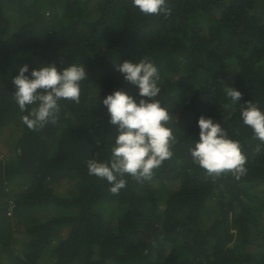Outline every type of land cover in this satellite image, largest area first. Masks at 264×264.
<instances>
[{
  "label": "trees",
  "instance_id": "obj_1",
  "mask_svg": "<svg viewBox=\"0 0 264 264\" xmlns=\"http://www.w3.org/2000/svg\"><path fill=\"white\" fill-rule=\"evenodd\" d=\"M40 2L0 0V264H264V144L240 115L249 100L264 110V0H168L167 17L131 0ZM141 59L159 70L173 156L113 194L87 161L111 159L118 130L102 100L116 90L140 99L116 64ZM49 63L84 64L88 78L79 104L61 100L55 124L29 129L12 78ZM224 85L242 92L239 103ZM201 115L240 141V179L193 163Z\"/></svg>",
  "mask_w": 264,
  "mask_h": 264
},
{
  "label": "clouds",
  "instance_id": "obj_2",
  "mask_svg": "<svg viewBox=\"0 0 264 264\" xmlns=\"http://www.w3.org/2000/svg\"><path fill=\"white\" fill-rule=\"evenodd\" d=\"M133 8L143 14L171 15L168 0H131ZM116 70L126 82L138 88L139 100L123 90L108 94L103 100L110 123L117 127L118 135L111 147V159H89V175L106 180L110 191L118 194L126 187L125 176L137 181L150 180L154 169L171 159L175 140L169 122L173 120L169 110L157 97L161 93L158 84V67L148 59L138 62L125 60L116 64ZM88 78L84 64L72 63L58 67L55 63L31 69L27 64L19 67L12 78L14 99L21 112L22 122L29 129L55 124L60 112V101L80 103L81 82ZM224 92L233 103H239L242 92L224 85ZM31 106V107H30ZM241 120L249 126L256 139L264 144V110L251 100L241 105ZM199 138L190 150L193 163L207 171L210 176L231 173L237 180L243 176L247 157L240 141L232 139L220 123L201 115L197 121Z\"/></svg>",
  "mask_w": 264,
  "mask_h": 264
},
{
  "label": "rangeland",
  "instance_id": "obj_3",
  "mask_svg": "<svg viewBox=\"0 0 264 264\" xmlns=\"http://www.w3.org/2000/svg\"><path fill=\"white\" fill-rule=\"evenodd\" d=\"M39 9H41L42 11H44V10H46L47 9V7H46V0H41V2L39 3ZM8 16L11 18L10 20H11V23L13 22V18H12V15H11V12H9L8 13ZM14 31V27L11 25V31L10 32H13ZM157 183V184H156ZM156 183L155 182H153V184L155 185V186H159L160 187V184H159V182H157L156 181ZM162 187V186H161ZM173 189L175 188V186L173 185V187H172ZM262 188H264V187H261L260 189H258V190H261ZM50 211H52L51 209H50ZM49 210L48 211H46V209H44V208H42V209H39L38 211H34V213H36V215H38V216H40V218H42V219H45V218H47L46 216L48 215V213L50 212ZM57 212V211H56ZM61 212H67V209H61V211L59 212V213H61ZM15 236H16V238H18V244L20 245V247L22 248L23 247V245L27 242V240H28V236L24 233V230H25V226L22 224V223H20V224H18V225H16L15 226ZM9 246H12V245H7V247H9ZM12 247H14V245L12 246ZM12 247H10L11 249H12ZM55 247V245H53V244H51L48 248H47V250L46 251H48V250H51L52 251V249ZM5 253H7V254H9V251L8 250H6V251H4ZM53 252V251H52ZM43 257V256H42ZM40 260H41V262L42 263H44V264H48V262H49V258H43V259H41L40 258Z\"/></svg>",
  "mask_w": 264,
  "mask_h": 264
},
{
  "label": "built area",
  "instance_id": "obj_4",
  "mask_svg": "<svg viewBox=\"0 0 264 264\" xmlns=\"http://www.w3.org/2000/svg\"><path fill=\"white\" fill-rule=\"evenodd\" d=\"M14 205L11 203V206H10V210H9V214L12 213V209H13Z\"/></svg>",
  "mask_w": 264,
  "mask_h": 264
}]
</instances>
